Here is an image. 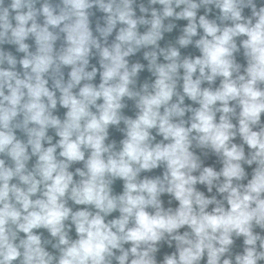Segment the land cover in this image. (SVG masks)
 <instances>
[{"label":"clouds","instance_id":"obj_1","mask_svg":"<svg viewBox=\"0 0 264 264\" xmlns=\"http://www.w3.org/2000/svg\"><path fill=\"white\" fill-rule=\"evenodd\" d=\"M0 264H264V0H0Z\"/></svg>","mask_w":264,"mask_h":264},{"label":"water","instance_id":"obj_2","mask_svg":"<svg viewBox=\"0 0 264 264\" xmlns=\"http://www.w3.org/2000/svg\"><path fill=\"white\" fill-rule=\"evenodd\" d=\"M99 15V14H98ZM95 61H93V63H94ZM147 75V73H143L142 74V78L144 77V76H146ZM62 113H63V110L61 109L60 110V114L62 115ZM129 115H131V113H128ZM117 191H119V185H117V189H116Z\"/></svg>","mask_w":264,"mask_h":264}]
</instances>
